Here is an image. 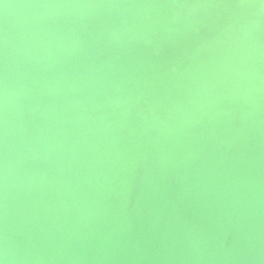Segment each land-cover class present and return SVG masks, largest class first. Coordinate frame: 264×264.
Instances as JSON below:
<instances>
[{
    "label": "bare ground",
    "instance_id": "obj_1",
    "mask_svg": "<svg viewBox=\"0 0 264 264\" xmlns=\"http://www.w3.org/2000/svg\"><path fill=\"white\" fill-rule=\"evenodd\" d=\"M94 246L264 264V0H0V264Z\"/></svg>",
    "mask_w": 264,
    "mask_h": 264
},
{
    "label": "water",
    "instance_id": "obj_2",
    "mask_svg": "<svg viewBox=\"0 0 264 264\" xmlns=\"http://www.w3.org/2000/svg\"><path fill=\"white\" fill-rule=\"evenodd\" d=\"M110 64L105 62L104 65L102 66L100 65H96L94 67V69H96L95 71H97L100 67L104 68L103 72L108 71L109 69H112L111 66H109ZM12 125L9 126V128ZM14 132V131H13ZM13 134H11L12 136ZM14 137V136H12ZM223 160V159H222ZM233 161L235 162V159L231 158L230 161L228 162V164L233 165ZM239 162H243V160L239 161ZM229 165V166H232ZM169 186V185H167ZM165 186V187H167ZM59 188V186H58ZM167 189V188H166ZM49 195V194H47ZM57 199H61V197H57ZM19 234L24 235L25 233V229H22L21 231H18ZM84 242H80L77 244V246H81L83 245ZM85 246H82V248ZM121 249H115V248H108L106 249L104 246H94L93 249L89 248H85V250L83 252H77L75 255L77 256H81L80 259H78L76 261V259L78 257H75L74 262H70L71 264H139L140 261L135 260L133 258H131L129 255H123V253L120 251ZM155 258H154V263L155 264H162L164 263L161 258L160 255L158 253L154 254ZM82 259V260H81ZM40 264H49V261L46 260V263L44 261V259L41 260Z\"/></svg>",
    "mask_w": 264,
    "mask_h": 264
}]
</instances>
